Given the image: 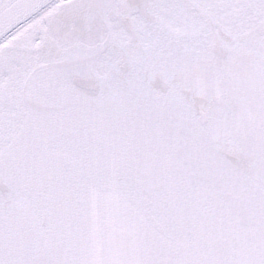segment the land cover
<instances>
[{
    "label": "snow or ice",
    "instance_id": "6c2138e0",
    "mask_svg": "<svg viewBox=\"0 0 264 264\" xmlns=\"http://www.w3.org/2000/svg\"><path fill=\"white\" fill-rule=\"evenodd\" d=\"M0 264H264V0H0Z\"/></svg>",
    "mask_w": 264,
    "mask_h": 264
}]
</instances>
